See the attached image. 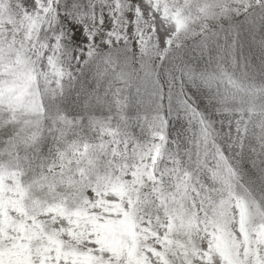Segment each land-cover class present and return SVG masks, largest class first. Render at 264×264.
<instances>
[{"label": "snow or ice", "instance_id": "snow-or-ice-1", "mask_svg": "<svg viewBox=\"0 0 264 264\" xmlns=\"http://www.w3.org/2000/svg\"><path fill=\"white\" fill-rule=\"evenodd\" d=\"M0 264H264V0H0Z\"/></svg>", "mask_w": 264, "mask_h": 264}]
</instances>
